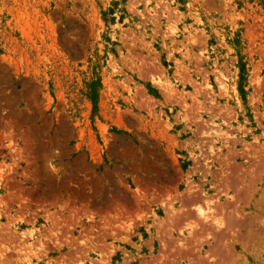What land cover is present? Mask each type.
<instances>
[{
  "label": "rangeland",
  "instance_id": "374dc122",
  "mask_svg": "<svg viewBox=\"0 0 264 264\" xmlns=\"http://www.w3.org/2000/svg\"><path fill=\"white\" fill-rule=\"evenodd\" d=\"M0 264H264V0H0Z\"/></svg>",
  "mask_w": 264,
  "mask_h": 264
}]
</instances>
